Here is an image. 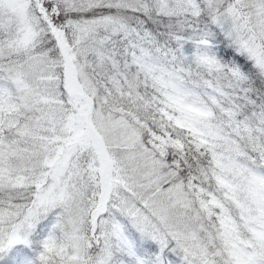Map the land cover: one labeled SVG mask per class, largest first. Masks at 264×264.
<instances>
[{
  "label": "snow or ice",
  "instance_id": "obj_1",
  "mask_svg": "<svg viewBox=\"0 0 264 264\" xmlns=\"http://www.w3.org/2000/svg\"><path fill=\"white\" fill-rule=\"evenodd\" d=\"M0 264H264V0H0Z\"/></svg>",
  "mask_w": 264,
  "mask_h": 264
}]
</instances>
